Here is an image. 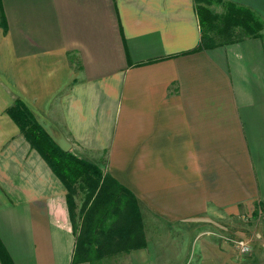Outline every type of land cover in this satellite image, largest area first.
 <instances>
[{
	"label": "crops",
	"instance_id": "1",
	"mask_svg": "<svg viewBox=\"0 0 264 264\" xmlns=\"http://www.w3.org/2000/svg\"><path fill=\"white\" fill-rule=\"evenodd\" d=\"M230 1L264 21V0ZM261 35L195 51L194 0H0V242L12 263L72 264L75 244L65 188L8 113L20 102L137 198L146 247L125 254L131 264H254L227 241L247 242L255 218L264 242ZM187 224L198 232L183 247L159 235Z\"/></svg>",
	"mask_w": 264,
	"mask_h": 264
},
{
	"label": "trees",
	"instance_id": "2",
	"mask_svg": "<svg viewBox=\"0 0 264 264\" xmlns=\"http://www.w3.org/2000/svg\"><path fill=\"white\" fill-rule=\"evenodd\" d=\"M194 5L200 30L195 51L262 36L264 21L248 7L230 0H194ZM8 113L65 188L75 236L72 264H103L112 257L146 247L139 202L131 191L100 165L62 150L20 102ZM77 197L81 199L80 206ZM0 264H13L1 242Z\"/></svg>",
	"mask_w": 264,
	"mask_h": 264
},
{
	"label": "rangeland",
	"instance_id": "3",
	"mask_svg": "<svg viewBox=\"0 0 264 264\" xmlns=\"http://www.w3.org/2000/svg\"><path fill=\"white\" fill-rule=\"evenodd\" d=\"M212 8H214L217 12H221L222 11L221 7L212 6ZM76 203H77L78 206H80L81 199L77 197L76 198ZM220 221L223 222V220H220ZM246 224L247 223H244V222H241V221L239 223L237 222V223H235V228L236 229L242 228ZM189 226L190 225L187 224L186 226H183L182 229L176 228V229H169L168 231H167V228H162L161 227L160 229H158V231H159V235H164L166 238H167V235L173 236V237H169L172 240L171 241L172 242V246L173 245L175 246V245L178 244L179 247H183V245L182 246H180V245L183 244V241H185V238H184L185 232L188 231V233L190 235L192 234V239L195 238V236L197 235L196 232H198V230H196V231H194L192 233L193 227H191L192 229H189L190 228ZM260 227H261L260 221L255 219V218H253V219H251L249 224L246 226L245 232L243 230H241V231L240 230H236V231L242 232L244 235H246V237L248 236L247 245L249 246V252H247L245 254L239 252L237 247H235L236 245L234 244L238 240H243V239L240 238L241 235H239V234L236 235L235 234V237H231V238H234V239H232V240L229 239L227 241V243H229L231 246H233V248L235 249L237 254H239L243 258H245L246 261L247 260H251L254 264H264V242H260L261 238H259V235H257L258 237H255L256 234H258L259 232L260 233L262 232ZM253 229H254L255 232L253 231ZM199 231H200V229H199ZM208 232L212 233V234H215V235H213L215 237L223 236V237L228 238V236H229V235H227L225 233L226 231L219 232L218 230L216 231V229H212V228H209ZM189 241H191V240H189ZM161 242H163L162 237L160 239V243ZM225 242H226V240H225ZM163 243L167 244V239L164 240ZM163 243H161V245H163ZM179 243H180V245H179ZM183 252H184V250H183ZM190 261L191 260H184V261H180V262H174V264H190ZM103 264H131V260H130L129 256L124 254V255H119V256H116V257H112V258L104 261Z\"/></svg>",
	"mask_w": 264,
	"mask_h": 264
},
{
	"label": "built area",
	"instance_id": "4",
	"mask_svg": "<svg viewBox=\"0 0 264 264\" xmlns=\"http://www.w3.org/2000/svg\"><path fill=\"white\" fill-rule=\"evenodd\" d=\"M234 244L236 245L235 247H237L239 252H241L243 254L249 252V246L247 245V242H245L243 240H238Z\"/></svg>",
	"mask_w": 264,
	"mask_h": 264
}]
</instances>
